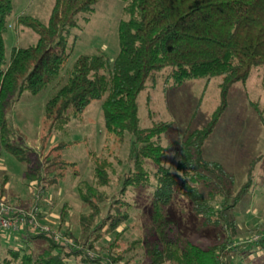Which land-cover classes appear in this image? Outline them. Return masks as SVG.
<instances>
[{"label":"trees","instance_id":"16d2710c","mask_svg":"<svg viewBox=\"0 0 264 264\" xmlns=\"http://www.w3.org/2000/svg\"><path fill=\"white\" fill-rule=\"evenodd\" d=\"M99 1L54 0L46 24L18 17V23L37 34V41L13 49L7 59L4 32L13 0H0L1 154L3 151L18 162H30L29 148L12 138L7 110L23 92L36 95L55 82L43 111V125L48 124L49 134L80 119L90 103L99 100L105 132L116 140L127 137L129 142L128 170L104 218L99 219L101 205L109 196L101 187L109 185V175L105 162L94 158V180H81L76 186L80 200L88 206L79 216L77 233L68 228L61 234L36 231L25 224L20 229L22 237L0 255V264H129L125 254L136 246L145 255L143 264H256L255 255L264 254V236L238 242V225L227 215L228 200H239L244 192L232 194L231 175L221 162L204 155V146L228 105L235 83H244L254 68L263 67L264 91V0H121L115 55L110 57L102 50L81 54L62 78L77 37L69 45L72 30L80 21L88 22ZM212 77L220 78L219 104L202 127L185 132L168 145L163 141L173 121L155 120L140 127L138 97L143 90L157 84L174 88L184 80ZM149 99L147 94L148 103ZM148 112L151 116L150 109ZM171 147L173 156L168 159ZM55 149L58 147L49 151L50 157ZM54 155L51 163L45 157V173L44 161L38 157L29 165L25 175L30 183H42L46 189L64 177L63 169L72 164L60 152ZM3 178L0 201L8 181L6 175ZM132 190H148L153 227L130 243L129 250H120L124 229L119 226L129 219L132 202L127 198ZM177 194L189 200L202 226L223 229L219 242L200 246L171 232L166 210ZM15 209L24 215L34 209L40 212L37 206L28 211L25 207ZM65 210L64 206L59 217L60 231ZM3 234L0 236L6 239ZM38 239L46 246L35 251L32 242Z\"/></svg>","mask_w":264,"mask_h":264},{"label":"rangeland","instance_id":"374dc122","mask_svg":"<svg viewBox=\"0 0 264 264\" xmlns=\"http://www.w3.org/2000/svg\"><path fill=\"white\" fill-rule=\"evenodd\" d=\"M54 0H13L12 14L4 32L6 58L9 59L15 48L26 47L37 41V34L30 28L18 23V17L25 16L46 24ZM121 0H101L94 5L95 11L88 22L80 21L72 30L69 45L76 37L60 76L64 78L75 59L81 54L104 51L108 56L115 55L118 48L117 26L122 17ZM263 67L254 68L244 82L235 83L229 91L228 105L219 118L212 134L204 146L207 158L221 162L231 175L230 190L240 199L230 198L228 217L236 221L239 234L238 242L250 238L258 240L264 236V91L261 86ZM220 78L212 77L184 80L179 87L155 88L143 90L138 97L140 127H145L155 120H171L172 127L164 137V144H171L187 131L202 127L211 118L219 104ZM56 82L33 95L23 92L19 99L7 110V119L12 129L14 142L24 144L31 151L30 162H18L12 156L0 152V186L3 176L8 177L4 184L2 201L28 211L34 206L36 211V231L52 230L61 234L65 228L74 233L78 231L79 216L88 211V206L79 198L76 189L81 180H94L93 159L104 161L109 175V185L101 187L109 198L101 205L99 219L106 216L108 205L121 188L123 175L128 170L127 154L129 142L116 140L104 129L101 101L90 103L80 119H73L63 128L48 133V124L43 125V111L46 100L54 91ZM149 94V103L147 102ZM257 107V108H256ZM148 109L152 112L149 116ZM64 143V145L62 144ZM62 154L72 166L65 170L59 182L46 189L33 185L25 173L29 165H34L36 157L43 162L45 157L51 163L55 152L50 157L49 151ZM172 147L167 151L172 159ZM57 159V158H56ZM45 163V164H44ZM56 166H50L49 169ZM47 168V169H48ZM60 171V169L58 170ZM50 177V176H49ZM149 190V189H148ZM132 190L128 198L132 202L129 219L119 226L124 229L120 236V250H129L130 243L142 238L153 227L152 210L149 192ZM65 206L66 215L60 231L58 225ZM171 232L200 246L219 242L224 231L218 227H204L201 219L191 210L189 200L177 194L167 208ZM24 228V226H23ZM23 231H1L6 239L0 236V255L5 248L12 246L15 240L22 237ZM35 251L46 246L42 239L32 242ZM145 255L136 246L127 251L124 260L129 264H143ZM256 264H264V254L255 255ZM129 257L132 260L128 259ZM248 260V259H246ZM254 260V261H255ZM122 264V263H118Z\"/></svg>","mask_w":264,"mask_h":264},{"label":"built area","instance_id":"2783aa9c","mask_svg":"<svg viewBox=\"0 0 264 264\" xmlns=\"http://www.w3.org/2000/svg\"><path fill=\"white\" fill-rule=\"evenodd\" d=\"M25 224H29L36 229L38 228L36 223V209L24 215L16 211L13 206L2 200L0 201V230L16 232L22 229ZM55 238H59V235H56Z\"/></svg>","mask_w":264,"mask_h":264}]
</instances>
